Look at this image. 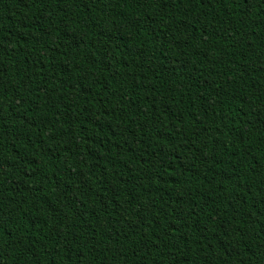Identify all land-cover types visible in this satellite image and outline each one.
Returning <instances> with one entry per match:
<instances>
[{
	"label": "trees",
	"instance_id": "trees-1",
	"mask_svg": "<svg viewBox=\"0 0 264 264\" xmlns=\"http://www.w3.org/2000/svg\"><path fill=\"white\" fill-rule=\"evenodd\" d=\"M0 264H264V0H0Z\"/></svg>",
	"mask_w": 264,
	"mask_h": 264
}]
</instances>
